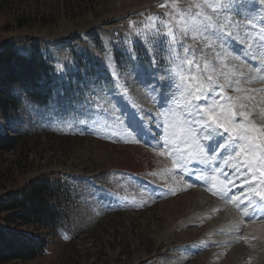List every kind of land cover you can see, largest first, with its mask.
I'll return each instance as SVG.
<instances>
[{
  "label": "rangeland",
  "instance_id": "obj_1",
  "mask_svg": "<svg viewBox=\"0 0 264 264\" xmlns=\"http://www.w3.org/2000/svg\"><path fill=\"white\" fill-rule=\"evenodd\" d=\"M12 41L42 52L52 97L72 104L49 115L13 89L19 105L4 113L15 123L5 130L19 142L0 151V199L49 178L61 185L50 202L62 227L17 226L47 236L48 248L2 264H264V228L248 249L245 226L237 219L239 232L221 231L223 210H214L222 199L213 169L230 176L237 161L246 163L218 147L227 136L202 141L208 161H192L208 177L206 200H196L198 187L178 188L188 161L176 167L163 141L173 114L194 118L210 104L264 129V0H0V47ZM232 179L226 194L240 199L231 200L242 203L243 193L248 207L264 211L244 177ZM7 213L0 212L3 224Z\"/></svg>",
  "mask_w": 264,
  "mask_h": 264
},
{
  "label": "trees",
  "instance_id": "obj_2",
  "mask_svg": "<svg viewBox=\"0 0 264 264\" xmlns=\"http://www.w3.org/2000/svg\"><path fill=\"white\" fill-rule=\"evenodd\" d=\"M92 38L98 41L95 33ZM49 68L48 60L39 50L22 52L13 41L0 47V110L3 116L18 108L19 98L13 92L15 86L21 89L24 98L37 107L42 106L49 115L61 114L72 104V101L52 97L56 87L49 84ZM44 73L48 78L45 84L40 85L39 80ZM71 83L68 82L66 87H71ZM5 119L13 128L15 123L6 116ZM5 132L0 126V151L15 149L19 137ZM60 187V184L49 178L33 180L25 188L8 194L6 199H0V212H8L4 218L5 223L0 222V264L13 260L26 261L45 253L49 244L47 236L16 228L20 225H36L50 228L52 232L59 231L62 227V213L50 200L59 192Z\"/></svg>",
  "mask_w": 264,
  "mask_h": 264
},
{
  "label": "snow or ice",
  "instance_id": "obj_3",
  "mask_svg": "<svg viewBox=\"0 0 264 264\" xmlns=\"http://www.w3.org/2000/svg\"><path fill=\"white\" fill-rule=\"evenodd\" d=\"M197 91L202 92V89H197ZM193 98L202 100V102H207L208 99L203 95H196ZM216 107V105L210 104L208 107L198 109L196 112L198 119L194 121L186 119L183 114L171 116L164 127L163 141L165 145L172 148L170 154L176 158L173 161L174 165L180 167L187 161H208V153L205 152L202 139L195 127L196 124H199V131L205 133L203 139H211L215 135H220L222 138L227 136V142L219 144L218 147L222 150L231 148L230 155L243 156L246 160V163L237 161L238 167H234L233 175H236L237 179L243 176L242 187L247 185L250 193L264 201V188L257 191V188L252 187L249 182L250 178L253 181L258 180L259 185H264V129L249 127L246 118L237 121V116L243 117L242 112L221 111L218 113ZM213 171L216 174L211 179L214 182L219 181V186L213 183L212 187L217 188L221 194L230 192L231 187H234L235 184L229 180L228 174L218 165ZM257 171H259V178L255 174ZM199 178L208 179L203 175ZM241 195L251 205V199L243 193ZM232 198L240 199L235 196ZM251 211H255L254 206Z\"/></svg>",
  "mask_w": 264,
  "mask_h": 264
},
{
  "label": "bare ground",
  "instance_id": "obj_4",
  "mask_svg": "<svg viewBox=\"0 0 264 264\" xmlns=\"http://www.w3.org/2000/svg\"><path fill=\"white\" fill-rule=\"evenodd\" d=\"M192 49V48H191ZM253 68V67H252ZM252 70V69H251ZM247 75V74H246ZM263 75V74H262ZM260 78H262V77H260ZM160 101H158L157 103H159ZM224 102H226V101H224ZM162 104H163V102H161ZM228 107V106H227ZM228 110V109H227ZM151 111V110H150ZM152 114H153V116H156V119H157V124L158 125H160L161 124V120H160V117H159V113L158 112H155V114L152 112ZM198 119L197 117H194V118H192V116L191 117H189L188 119L189 120H192V119ZM7 129V128H6ZM11 131V130H10ZM7 133H9V132H7ZM9 134H12V133H9ZM205 136V133L204 132H202L201 133V139H202V141H205V139H203V137ZM218 137V136H217ZM151 142L152 143H154V144H160L161 142L160 141H158V139H157V141H155V140H151ZM167 147H170L171 148V146H169V145H167ZM192 166H193V164H192V161H188L187 162V166H186V169H185V171H184V173L181 175V177H183L184 178V176L186 177V180L185 181H183L182 182V185L180 186V187H178V188H184V187H187V191H188V193L189 194H192L193 193V191L194 190H198L197 188H194V187H198V188H200L198 191H199V196L197 195V197H196V200L197 199H200V200H206V199H204L205 197H202V194L203 195H205V193H207V192H209L210 191V189H208V188H206V183H205V179H200L199 177L201 176V175H203V176H205L206 175V173H203V174H197L195 171H193V169H192ZM200 172V171H199ZM256 176H257V178H259V172L257 171L256 173ZM230 176H229V179H230V181H233L234 182V180L232 179V177H233V175L232 174H229ZM209 176V175H208ZM174 177V176H173ZM234 177H235V179H236V175H234ZM251 180V179H250ZM251 183H254L255 184V187L257 188V191H259L261 188H264V185H259L258 184V180H256V181H253V180H251ZM192 186H194V187H192ZM188 188H189V190H188ZM197 193V192H196ZM210 194V193H209ZM208 194V195H209ZM215 194H217V193H215ZM214 194V195H215ZM232 194V193H231ZM213 195V196H214ZM225 195H227V194H221V193H219L218 194V197H220L222 200H219V201H217L216 199H215V205H214V210H223L222 211V213H223V215H221V217H220V219L222 218L223 220L222 221H220L221 223H220V227H221V231H228V230H230V229H234L235 231H238L239 232V230L238 229H240V227H238V229H236V223L238 222V220H239V222H241V224L242 225H244L245 226V229L243 230V231H245L244 232V234H242L241 233V235L240 236H242V238H240V240L243 242V246L245 245L248 249L249 248H252L251 246V243L252 242H255V241H257V242H260L259 240H262L263 239V235H262V238H261V231L263 230V228H264V211H258V213H255V211L254 212H252L251 211V208H250V206L248 207L247 205H248V203L246 202V200H244L242 203H236L235 204V200L234 201H232L231 200V198H232V196L229 194V195H227V196H225ZM193 198H194V196H193ZM256 198V197H255ZM258 200H260V198L258 197L257 198ZM224 201L227 203H229V205H226L225 203H224ZM203 202V201H202ZM220 202H222V203H220ZM238 202V201H237ZM263 202V204H264V201H262ZM227 203V204H228ZM234 203V204H233ZM224 205L227 207V208H230V210L229 209H227V208H225L224 207ZM232 206V208L234 209H232L231 208V206ZM212 207H213V205H212ZM211 207V208H212ZM253 207V206H252ZM257 208V207H256ZM216 212V211H215ZM208 213H207V211H204L203 212V215H207ZM217 215V214H216ZM218 216V215H217ZM216 216V217H217ZM214 218H215V216H214ZM218 218V217H217ZM238 219V220H237ZM191 220H192V214L189 216V217H187V218H184L182 221H181V224H187L188 222H191ZM217 220H219V218L217 219ZM258 224H261V225H258ZM216 225V224H215ZM239 226V225H238ZM241 226V225H240ZM257 226V227H256ZM219 228V227H218ZM242 230V229H241ZM227 233H229V231L227 232ZM230 237V235H227V237ZM236 236V235H235ZM234 237V236H233ZM235 238V237H234ZM235 240V239H234ZM262 242L264 243V241L262 240ZM241 245V244H240ZM247 251V250H246Z\"/></svg>",
  "mask_w": 264,
  "mask_h": 264
}]
</instances>
